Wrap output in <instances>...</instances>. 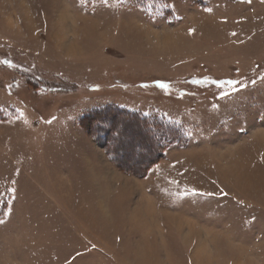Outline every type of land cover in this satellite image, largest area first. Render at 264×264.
I'll list each match as a JSON object with an SVG mask.
<instances>
[{"label":"rangeland","instance_id":"obj_1","mask_svg":"<svg viewBox=\"0 0 264 264\" xmlns=\"http://www.w3.org/2000/svg\"><path fill=\"white\" fill-rule=\"evenodd\" d=\"M0 221V264H264V0H0Z\"/></svg>","mask_w":264,"mask_h":264},{"label":"trees","instance_id":"obj_2","mask_svg":"<svg viewBox=\"0 0 264 264\" xmlns=\"http://www.w3.org/2000/svg\"><path fill=\"white\" fill-rule=\"evenodd\" d=\"M130 114V112H128ZM126 114V116H130ZM132 116V115H131ZM133 117V116H132ZM134 118V117H133ZM141 122H143L146 126L147 132L152 135L153 131H155L153 128L157 129L154 135H156L159 138V143L157 144V148H161L162 146H168L171 144H177L179 143L182 139H186V134L185 132L178 126H175V124H172L171 122H168L166 120H162L159 118H150V117H143L140 118ZM158 122V123H157ZM162 144V145H161ZM154 147L152 149L154 150ZM158 156L161 155V151L158 152ZM150 162L148 161L147 164Z\"/></svg>","mask_w":264,"mask_h":264},{"label":"snow or ice","instance_id":"obj_3","mask_svg":"<svg viewBox=\"0 0 264 264\" xmlns=\"http://www.w3.org/2000/svg\"><path fill=\"white\" fill-rule=\"evenodd\" d=\"M105 2H107V0H105ZM228 83L233 84V83H237V82L229 81ZM253 83H255V82H253ZM161 87H166V85H161ZM234 91H235V89H234ZM225 95H227V94L225 93ZM2 222L3 221H0V223H2Z\"/></svg>","mask_w":264,"mask_h":264}]
</instances>
